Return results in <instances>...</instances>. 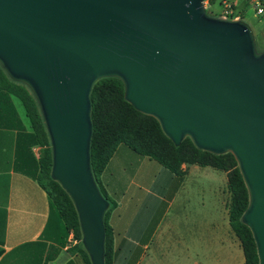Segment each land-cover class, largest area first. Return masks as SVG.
<instances>
[{
	"label": "water",
	"instance_id": "water-1",
	"mask_svg": "<svg viewBox=\"0 0 264 264\" xmlns=\"http://www.w3.org/2000/svg\"><path fill=\"white\" fill-rule=\"evenodd\" d=\"M0 62L39 101L52 176L77 208L92 264H106L110 204L91 170V93L108 77L176 146L189 136L233 152L264 264V53L245 24L211 17L204 0H0Z\"/></svg>",
	"mask_w": 264,
	"mask_h": 264
},
{
	"label": "crops",
	"instance_id": "crops-1",
	"mask_svg": "<svg viewBox=\"0 0 264 264\" xmlns=\"http://www.w3.org/2000/svg\"><path fill=\"white\" fill-rule=\"evenodd\" d=\"M234 2L255 45L260 38L257 52L263 54L264 18L249 0ZM251 14L255 27L246 23ZM15 103L30 130L23 106ZM16 138L17 131H0V264H87L74 251L79 241L51 208L48 193L15 170ZM39 150L34 148L37 157ZM100 180L115 204L108 216L111 264H247L230 222L226 172L198 164L174 172L120 144Z\"/></svg>",
	"mask_w": 264,
	"mask_h": 264
},
{
	"label": "trees",
	"instance_id": "trees-1",
	"mask_svg": "<svg viewBox=\"0 0 264 264\" xmlns=\"http://www.w3.org/2000/svg\"><path fill=\"white\" fill-rule=\"evenodd\" d=\"M214 4V2H212ZM244 18L242 17V20ZM116 91L124 100L126 85L119 77H108L99 80L93 87L92 124L93 136L90 149V163L93 177L111 206L105 215L106 226V264H111L113 253V231L108 224V216L115 204L108 199L101 186V175L104 173L110 157L120 144H125L135 152L152 157L174 172L183 164H198L212 167L228 173L229 187L232 194L230 205V222L233 230L242 242L247 264H260L257 244L249 226L244 221L251 196L235 157L231 153L214 154L197 148L191 138H186L180 146L166 136L159 121L150 115L139 112L132 104L131 109L137 113L139 122L121 124L120 139L109 125H103L96 119V101L99 88ZM23 106L30 124V130L17 109L15 101ZM17 131L15 145V170L34 181L48 193L50 205L56 210L67 229L73 231L79 241L74 251L79 252L87 264H92L88 252L82 244L83 234L77 208L67 191L53 176L54 155L50 134L46 125L39 101L35 93L24 82L10 76L0 62V131ZM118 137V136H117ZM34 148H39V157Z\"/></svg>",
	"mask_w": 264,
	"mask_h": 264
},
{
	"label": "rangeland",
	"instance_id": "rangeland-1",
	"mask_svg": "<svg viewBox=\"0 0 264 264\" xmlns=\"http://www.w3.org/2000/svg\"><path fill=\"white\" fill-rule=\"evenodd\" d=\"M207 14L211 16L212 12L208 10ZM226 21H230V20H226ZM246 23H248L251 27H255L252 14L248 16ZM257 40H258L257 44H256L257 50L261 51L260 38H257ZM99 80H101V79H99ZM30 88L32 90V87H30ZM130 106H131V103H129L128 100L126 99V92H125V97L123 100V99H121L120 95L116 91L107 90V89H104L101 87L98 90L97 101H96V106H95L96 119L98 122H100L103 125H109L110 126L109 129L111 131L115 130L114 132H116V134H117V135H115L116 139H120L121 136L119 133H121V131L118 127L121 124H124L125 126H127L129 123L136 124V123H138V121L142 122L138 118L137 113L135 111H133ZM92 109H93V106H92V101H91V122H92ZM117 125H118V127H117ZM186 138H191V137L187 136ZM191 140H192V138H191ZM227 153H231L235 157V159L238 163V166L240 168L239 162H238L236 156L233 154V152L228 151V152H226V154ZM227 175H228V173H227Z\"/></svg>",
	"mask_w": 264,
	"mask_h": 264
},
{
	"label": "built area",
	"instance_id": "built-area-1",
	"mask_svg": "<svg viewBox=\"0 0 264 264\" xmlns=\"http://www.w3.org/2000/svg\"><path fill=\"white\" fill-rule=\"evenodd\" d=\"M214 2V4H212ZM253 11L259 18H264V1L263 0H249ZM206 11H211V17L220 20H230L239 22L242 20L241 14L236 8L234 0H204ZM74 234V232H72ZM75 236V234H74ZM75 238V237H74Z\"/></svg>",
	"mask_w": 264,
	"mask_h": 264
}]
</instances>
